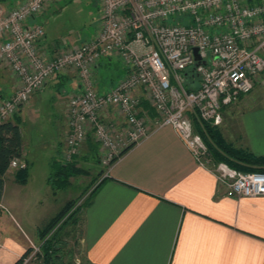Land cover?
Returning <instances> with one entry per match:
<instances>
[{
  "label": "built area",
  "instance_id": "built-area-1",
  "mask_svg": "<svg viewBox=\"0 0 264 264\" xmlns=\"http://www.w3.org/2000/svg\"><path fill=\"white\" fill-rule=\"evenodd\" d=\"M56 1L0 3V65L20 81L10 97L0 100V121L18 114L56 74L74 69L82 89L70 95L66 107L64 162L80 153L91 134L107 167L157 129L170 126L229 195L264 196V171L216 162L198 131L207 124L220 126L224 109L251 92L264 71V0H99L97 33L50 57L40 48L45 28L35 18ZM111 55L119 56L126 73L100 92L95 71ZM144 101L156 112L154 129L142 111ZM26 166L19 158L10 164ZM42 257L41 244L30 241L17 264Z\"/></svg>",
  "mask_w": 264,
  "mask_h": 264
},
{
  "label": "crops",
  "instance_id": "crops-1",
  "mask_svg": "<svg viewBox=\"0 0 264 264\" xmlns=\"http://www.w3.org/2000/svg\"><path fill=\"white\" fill-rule=\"evenodd\" d=\"M12 3L6 1L7 6ZM37 17L35 21L40 22ZM39 44L50 57L60 52L45 36ZM114 59L120 66L117 81L126 73L119 56L101 60L94 75L100 92L117 83H110L106 74L115 64ZM54 85L63 95L54 120L57 147H62L59 159L63 161L69 130L65 100L82 89L78 72L68 69L49 79L19 115L39 103L42 94ZM18 87L15 84V89H8L5 98ZM245 103L241 98L224 109L221 130L229 142L264 155V102L260 106ZM241 104L246 108L242 114ZM142 111L151 119L156 116L151 105L143 103ZM230 115H241L234 141L226 132ZM97 145L89 134L76 155L79 166L82 161L96 159L100 153ZM21 160L29 167L25 140ZM97 167V181L92 186L97 189L81 211L77 249L70 251L73 257L66 263L76 264L80 258L82 264H264V196L229 195L214 171L198 163L172 127L157 129L111 165L99 163ZM17 171H7L0 197V264H16L30 250V241L42 244L40 227L58 213L42 214L34 229L25 225L17 212L23 206L17 196ZM8 179L14 184V196H8ZM33 264L48 263L43 256Z\"/></svg>",
  "mask_w": 264,
  "mask_h": 264
},
{
  "label": "rangeland",
  "instance_id": "rangeland-1",
  "mask_svg": "<svg viewBox=\"0 0 264 264\" xmlns=\"http://www.w3.org/2000/svg\"><path fill=\"white\" fill-rule=\"evenodd\" d=\"M0 3L6 6V1L0 0ZM100 15L99 0H58L44 12L38 14L37 18L45 28V37L48 43L53 44L52 47L55 50L63 52L93 37L98 31ZM114 63L106 72L108 78H110V83H115L120 76L119 62L114 59ZM16 80L8 67L0 65V92L5 94L4 98L8 89L12 91V89H15V84L20 85V81ZM67 91H69V88ZM62 97V93L56 90V86H51L42 94L39 103L19 115V123L25 140V150H27L30 161V173L26 182L18 181L17 185H20V193L17 196L22 199L23 206L17 209L19 215L16 211L14 212L19 218L23 216L26 221V224H24L32 229L38 222L37 218L42 214L47 215L49 212V214L54 215L61 211L65 204L71 200L76 201L75 207L82 206L93 190L92 186L97 181V165L99 163L103 165L102 149L95 140L100 153L94 160L81 162V167L87 170L86 174L75 176L71 179L70 184L63 188L56 189L50 183L49 177L53 171V163L56 161L57 166L59 165V151L62 148L60 145L57 147L54 126L55 112L59 99ZM241 98H244L246 103L249 102V104H257L258 106L263 104L264 71L258 78L254 89L242 95ZM65 101V103L69 101L68 96ZM245 104H241V114L246 112ZM240 117L241 115L239 117L238 115H230L228 120L226 132L231 134L232 138H230L233 141L234 136L236 137L239 132ZM147 122L149 129L155 128L153 119L147 117ZM222 124L218 126L220 130ZM229 134L228 136H230ZM7 185L9 189L8 196H14L12 190L15 187L12 180L8 179ZM56 228L51 232L50 237L59 230V225ZM65 228L66 230L60 233V245L64 246V261H70L73 257L70 251L73 252V249L74 251L77 249V247H74L77 246L76 236L79 235L80 231L78 230L79 227L73 226L72 223ZM36 244H39V242ZM78 254L81 256V253Z\"/></svg>",
  "mask_w": 264,
  "mask_h": 264
},
{
  "label": "trees",
  "instance_id": "trees-1",
  "mask_svg": "<svg viewBox=\"0 0 264 264\" xmlns=\"http://www.w3.org/2000/svg\"><path fill=\"white\" fill-rule=\"evenodd\" d=\"M3 96L4 94L0 92V100L4 98ZM144 104L145 106L149 105L145 101ZM198 131L203 135L210 154L216 162H225L241 171H264V155H256L248 149L235 146L225 138L219 127L207 124L205 129L198 127ZM23 150L24 140L18 113L10 120L0 121V197L4 189L5 175L10 168L11 161L14 158L22 159ZM54 162L49 180L56 189L69 185L72 177L87 173L85 168L78 165L77 156L68 162L60 160L58 166L56 161ZM16 175L18 181L26 182L29 177L28 165L25 168L18 169ZM96 189L91 191L82 206L75 207L76 201L71 200L65 204L61 211L40 227L42 253L48 264H70L63 259L64 246L60 245V233L66 230L65 227L71 223L73 226L80 224V212L83 207L89 204ZM58 225L59 230L50 237L51 232Z\"/></svg>",
  "mask_w": 264,
  "mask_h": 264
},
{
  "label": "water",
  "instance_id": "water-1",
  "mask_svg": "<svg viewBox=\"0 0 264 264\" xmlns=\"http://www.w3.org/2000/svg\"><path fill=\"white\" fill-rule=\"evenodd\" d=\"M195 53H196V58L199 59L198 53H197V49H195Z\"/></svg>",
  "mask_w": 264,
  "mask_h": 264
}]
</instances>
